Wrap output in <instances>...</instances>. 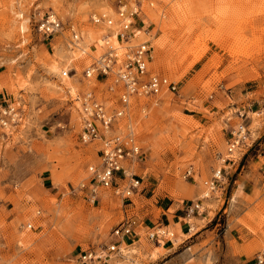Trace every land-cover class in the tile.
Wrapping results in <instances>:
<instances>
[{
    "label": "rangeland",
    "instance_id": "rangeland-1",
    "mask_svg": "<svg viewBox=\"0 0 264 264\" xmlns=\"http://www.w3.org/2000/svg\"><path fill=\"white\" fill-rule=\"evenodd\" d=\"M121 5L133 17L129 41L95 19L116 20ZM52 14L60 27L51 32ZM97 31L102 40L85 53L71 43L75 32ZM145 40L150 70L178 88L132 94L103 131L134 130L141 155L126 166L141 184L132 202L104 186L93 200L89 166L100 162L104 138L82 140L79 97L93 91L114 112L123 84L86 69L111 47ZM165 195L203 204L189 217L201 254L188 264H264V0H0V264H83L85 250L110 252L126 217L138 234L109 262L154 261L163 247L148 232L176 237L155 205Z\"/></svg>",
    "mask_w": 264,
    "mask_h": 264
},
{
    "label": "built area",
    "instance_id": "built-area-1",
    "mask_svg": "<svg viewBox=\"0 0 264 264\" xmlns=\"http://www.w3.org/2000/svg\"><path fill=\"white\" fill-rule=\"evenodd\" d=\"M100 20L101 18L98 17L97 21ZM57 22L60 26V21ZM51 24L56 25V22L51 21ZM129 24L131 22L123 23L120 28L119 37L122 40L127 41L129 39L131 33ZM44 27L49 30L47 26ZM107 43L110 44L108 41ZM152 54V45L149 40L140 42L135 47L131 45L114 46L106 54L99 56L86 69L87 76H92L97 71L103 75L115 73L117 82L123 84V89L120 95L122 106L114 112L109 111L105 103L93 91L87 92L84 98L79 97V99H84L82 104L83 130L81 136L85 143L104 138L103 131L110 128L117 116L124 115L132 94H159L165 89L177 90L178 84L175 81L170 80L167 75L153 72L149 69ZM232 149L233 146L230 147V150ZM136 155H141V147L133 129L126 135L114 134L104 138L100 150V162L89 166L92 181L90 195L93 200L98 195L96 186L103 185L113 188L117 194H120L127 201H133L132 197L139 190L141 179L126 166V163L129 158ZM191 172V170H188V174H191ZM215 175L216 178H221L222 169H219ZM209 185L211 189L216 187L214 182ZM201 204L199 201L191 203L188 206V211L195 212L200 210ZM133 223V218L126 217L118 224L115 233L120 237V240L126 237L131 238L134 233ZM160 233L163 234L164 232L150 230L148 237L158 241V238L162 235ZM119 248L117 242L110 245L108 250L115 251L119 250ZM95 251L94 249L85 250L80 255L82 263L109 264L107 258L98 256ZM261 262L262 260L260 259Z\"/></svg>",
    "mask_w": 264,
    "mask_h": 264
},
{
    "label": "crops",
    "instance_id": "crops-1",
    "mask_svg": "<svg viewBox=\"0 0 264 264\" xmlns=\"http://www.w3.org/2000/svg\"><path fill=\"white\" fill-rule=\"evenodd\" d=\"M155 205L157 206V208H163L165 210V213H163L161 217V223L170 225V227H172L176 231V237L168 238L167 240L162 239L164 244L160 242L156 243L155 246H162L163 251L156 260L146 264H188L190 261L198 260V257L201 254V252L199 251L201 249L199 248L200 250L198 249L199 251L195 253L193 252V247L201 243V235L198 234L195 236L193 235V233L191 234L193 230H190V232L187 230V226L190 224L192 227H194V222L189 220V217L192 214L188 211V206L190 205V203H185L184 200H175L165 195L160 196L159 201H157ZM149 208H151L150 205ZM150 227H154V225H150ZM180 232H182L183 234L189 233V235L186 238H182ZM137 234L138 233H136L134 229V233L132 234L131 238L126 237L123 240H120V237H118L117 242L120 245L121 243H125V245L128 246L134 243L133 241H135V237L137 236ZM95 252L98 256L104 257V255H106L107 257H109H105L107 258L108 262L112 258V253L110 252H108V254H103V252L98 254L97 250ZM109 264L111 263L109 262Z\"/></svg>",
    "mask_w": 264,
    "mask_h": 264
},
{
    "label": "bare ground",
    "instance_id": "bare-ground-1",
    "mask_svg": "<svg viewBox=\"0 0 264 264\" xmlns=\"http://www.w3.org/2000/svg\"><path fill=\"white\" fill-rule=\"evenodd\" d=\"M134 7V12H137L138 11V8H137V6H135V5H133ZM121 11H123V12H121ZM134 12H132V13H134ZM118 15H116V14H114V16L116 17V20H114L113 18H108V16H107V14H104L102 17H100V18H104L105 20L104 21H106V23H108V26L110 27V32H112V33H114L116 36L117 35H119V31H120V28H121V26H122V24L123 23H125V24H127V23H130L131 22V24L133 23V17L132 16H130V15H132V14H127L126 13V8H125V6L124 5H121V7H120V10L118 11V13H117ZM97 18L98 17H95V19L97 20ZM112 20V21H111ZM51 21H55L56 22V25H58L57 27H55L56 25H52L51 24ZM58 20H57V17H56V15L55 14H52L50 17H49V19L47 20V22L46 23H44V26H47L48 27V29L49 30H51V32L52 31H54L55 29H57V28H59L60 26H59V23L57 22ZM111 21V23H109ZM131 24H129V28H130V31H131V33H130V35H129V38L131 37V38H133V36H134V32H135V30H133V32H132V28H131ZM21 28L22 29H24L25 28V25L24 24H22L21 25ZM128 28V29H129ZM107 29V28H106ZM102 32L103 31H97V33L95 34V33H88V34H86L85 35V37H84V39H82V37H81V35H79L78 33H73V38L74 39H72V41H71V43L74 45V48H76L77 50H80V51H82V52H86L87 50L86 49H92L91 48V44H92V42L93 41H95V40H97L101 35H102ZM140 33H142V32H140ZM111 36H112V34H109V35H107V41L108 42H110V38H111ZM102 40V37H100V39H99V41H101ZM124 41H126V40H124ZM129 41V40H128ZM146 41V40H145ZM225 44V43H224ZM130 45V44H129ZM156 45H157V43H156ZM158 45H160L161 46V42L158 40ZM131 46H133V44H131ZM51 67L53 68V70H56V71H59V72H61V74H62V80H63V82H65L71 89H74L75 87L72 85V83H71V81H70V75L68 74V72H67V69H66V67L65 68H62V69H60V67H59V65H57L56 63H54V64H52L51 65ZM150 69V68H149ZM205 73V72H204ZM60 74V75H61ZM117 77V76H116ZM61 87V86H60ZM5 121V120H4ZM7 122V121H6ZM5 122V123H6ZM242 128H244V126H242ZM216 173H218V170H216ZM222 176V175H221ZM99 186H103V185H97L96 186V190L98 191V188H99ZM104 187H106V186H104ZM109 188V187H108ZM210 192H211V190H208V191H206L205 192V196H209V194H210ZM197 203V202H196ZM203 204H201V207H203L202 206ZM190 213H192V212H190ZM191 230H193L194 228L191 226V228H190ZM152 231H154V230H152ZM171 233L172 234H174V232L173 231H171ZM162 237V236H161ZM161 237H159L158 238V242H160V240L161 239H164V238H161ZM115 243H117V242H115ZM114 243V244H115ZM111 245H113V244H111ZM119 246V245H118ZM120 247V246H119ZM107 250H108V247H107ZM108 251H110V250H108ZM115 251H120V248H119V250H115ZM110 252H114V251H110Z\"/></svg>",
    "mask_w": 264,
    "mask_h": 264
}]
</instances>
